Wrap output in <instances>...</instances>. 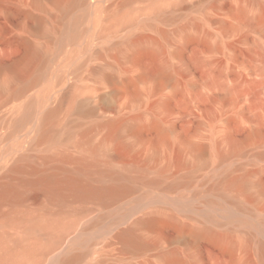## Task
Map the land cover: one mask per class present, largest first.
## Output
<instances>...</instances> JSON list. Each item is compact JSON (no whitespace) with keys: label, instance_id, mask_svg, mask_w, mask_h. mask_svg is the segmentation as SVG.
<instances>
[{"label":"rangeland","instance_id":"obj_1","mask_svg":"<svg viewBox=\"0 0 264 264\" xmlns=\"http://www.w3.org/2000/svg\"><path fill=\"white\" fill-rule=\"evenodd\" d=\"M60 1L61 6L52 0H0V66L5 69L2 78L10 75L13 89L42 69L47 59H52L51 67L47 65L51 75L46 82L43 79L39 81L41 83L38 82L35 90L50 83L54 85L57 76L63 73L65 77L50 94L51 101L66 89H80L77 98L84 100L89 110L84 115L74 112L67 117L72 135L66 142V133L59 132L58 139L62 143L55 148H68L71 154L76 155L79 151L71 146L73 141L80 139L79 136L89 129L85 133L90 132L91 143L100 142L108 133L102 122L117 116L131 119L143 114L145 123L150 116L156 115L165 125L171 126L172 131L163 141L147 125L137 133L123 128L115 143L110 142L106 147L113 154L112 163L116 169L121 163L150 170L167 167L166 179L161 186L149 189L141 182H133V190L107 205L93 198L79 200L69 197L64 202H49L42 192L36 189L29 191L32 195L28 192L29 197L18 209L55 211L73 226L60 247L34 264H60L58 260L67 253L80 255V259L71 264H162V253L176 256L169 264H264L258 250V246H264V230L254 231L250 227L229 223L216 209L212 212L213 219L207 220L203 216L207 209L203 198L213 185L222 183L226 177L248 176L251 184L239 196L242 201L239 200L245 203L250 222L264 225V185L256 184L264 177V21L257 24L253 18L264 0H176L169 20L155 22L151 29L134 31V36L157 37L162 45L155 59H142L137 66L139 70L153 74L156 65L163 63L170 67V82L162 83L155 90L153 79L138 82L132 88L122 82L140 71L129 59L118 56V48L102 50L101 57L91 58L79 70L75 68L82 62L84 53L74 61L64 63L65 54L59 52L57 43L65 21L60 11L72 1ZM90 2L109 4L108 0ZM238 3L246 5L247 12L243 16L234 13ZM78 9L76 11H80ZM223 22L229 27L225 28ZM193 25H199L197 33L200 38L184 43L177 30L188 27L186 31L193 32ZM160 30L167 37L161 39ZM201 37L205 39L201 40ZM121 39L117 37L112 41L121 42ZM109 42L103 44L105 48ZM31 46L34 49L32 54ZM95 47L100 49L103 46L95 44L88 52ZM178 50L181 53H176ZM106 74L112 79L107 76L104 79ZM163 98L168 99L164 111L157 109L158 101ZM6 105L0 108V116L7 112L11 103ZM62 113L59 115L61 119L65 115ZM249 127L258 129L262 135L244 141L245 129ZM227 128L241 142L235 153H229V147L222 142ZM0 129V135L6 138L8 129ZM8 139L1 142L4 144L0 143V148L6 149L13 143L12 138ZM192 144H201L204 149L197 151ZM42 150L30 151L29 154L39 157ZM216 150H221L227 160L220 163ZM152 173L154 171L148 177H152ZM188 173L191 175L190 183L165 191L164 200L156 198L137 204L146 192L159 195L163 193L161 188L164 184L174 179L173 176L182 177ZM182 199L188 200L192 207L175 205L176 200ZM8 209L6 205L2 207V211ZM146 215L160 216L167 221L154 228L136 229L137 235L148 245L144 251L125 250L119 233ZM168 220L179 221L206 233L195 237L189 231H178ZM8 231L14 232L12 228ZM240 241L242 243L239 244Z\"/></svg>","mask_w":264,"mask_h":264},{"label":"bare ground","instance_id":"obj_2","mask_svg":"<svg viewBox=\"0 0 264 264\" xmlns=\"http://www.w3.org/2000/svg\"><path fill=\"white\" fill-rule=\"evenodd\" d=\"M52 1L57 6L62 5L60 0ZM71 1H69V5L65 4L67 8L64 6L65 8L62 11L59 10L60 13L62 12L65 15L61 14L64 16L62 18H65V21L63 20L64 27L62 26L63 29L57 38V43L59 52L65 54L64 63L66 61H74L81 53L85 54L84 58L82 57L83 60L81 59L82 62H80L81 60L79 61V66L77 63L76 66L78 67L75 70L84 67L91 58L101 57L103 54L102 50H109V48L114 50L118 48V56L125 57L124 59L127 61L129 59L134 67L139 66L145 57L155 59L159 51L162 50L159 39L144 34L134 36V31L151 29L154 27L155 22L169 20L176 6V0H108L109 4L107 6L99 2L96 4L91 3L90 0ZM245 6L242 3H238L234 13L237 16H243L247 12ZM78 7L82 13L76 11ZM79 12L80 14H78ZM253 18L257 24H262L264 21L263 3L259 4V8ZM222 25L225 28L229 27V24L226 22H223ZM193 26V32L186 31L188 27H182L177 30L178 34L182 36L181 38H183L184 43L200 38L199 32L197 33L199 25L198 27ZM158 34L161 39L167 37L165 36L166 33L161 30ZM115 37H118V40L122 38L121 42H113L112 39L115 41ZM205 37H201V40L205 39ZM106 42H109L107 48L103 45ZM95 44L103 47L100 49L99 47L98 49L95 47L93 51L88 52L90 47L92 48ZM33 50L31 46V54ZM180 50L176 51V53H181ZM51 60L47 59L46 64H43L44 67H40L42 69L38 70L39 72L37 71L33 74L34 76L21 84L18 83L19 85L13 89L10 85L12 80L9 77L10 75H8L9 78L7 76L6 78H2L3 70L5 71V69L0 66V108L2 109L4 105L11 103L7 112L0 116V127L6 128V131L8 129L6 138L0 135V143L4 142V140L7 141V138L13 139V143L9 144L8 148H0V264H34L38 260L40 261L61 246L63 240L66 239L65 237L69 229L73 227L71 222L61 218L60 215L54 213L55 211L50 212L47 209L40 211H32L31 209L28 210V208H26L27 210H22L23 208L21 210L20 208L18 209V206L31 194L29 191L36 189L42 192L49 202H64L69 197L79 200L93 198L98 203L107 205L133 190V182H141L149 189H152L161 186L164 183V179H166L167 167H161L162 169L154 167L156 170L154 168L150 170L138 167V165H122L121 163L120 167L116 169L112 163L114 159L113 154L111 155L108 148H106L110 146V142L114 141L115 143V139L118 138L123 128L137 133L144 126H149L165 141L172 128L165 125L156 115L150 116L149 121L147 119L148 122L146 121L145 123L142 113V115L138 114L139 116L134 115L135 117H130L131 119L127 118L129 120L123 119L124 117L118 118L119 116H117L113 119L109 118L106 121L102 120V124L99 121L98 124L104 126L103 129H107L108 133L106 131L107 134L104 138L102 137L103 139L100 142L93 144L94 142L91 143L90 136L88 135L90 132L88 134L85 133L89 129L84 131V134L82 133V136H79L80 139L73 141L71 145H74L76 151L78 149L79 152L77 151L76 155L71 154L68 148L63 150H58L59 147L55 148L59 143H62L58 139L59 132L64 131L66 133V138L64 137L65 141L72 135V129L68 127L67 117L74 112L84 115L83 113L87 111V108L84 105L85 101L83 100V102L77 98L80 89L77 91L70 88V90L66 89L61 93L59 92L56 100L53 99L55 103L52 104L53 101H51L50 94L59 81L61 82L65 77V75H62L63 73L57 76V81L54 85L49 82V85L35 90L39 81L42 79L45 81L51 75V71L49 70V72L47 69L51 65ZM61 64L63 65V62ZM162 64L158 67H156L157 65L155 66L156 69H154L155 72L153 74L144 72L143 69V71H140L137 67L140 72L137 71L138 73H136L134 71L136 73L135 76L134 74L132 75L134 77L124 78L122 82L132 88L138 82L153 79L155 82L154 90L158 89L162 83L170 82L172 78L170 67L167 64ZM129 68L132 71V67L129 66ZM133 69L136 70V68ZM127 70L130 71L129 69ZM14 72L17 73V71ZM107 75L103 76L105 77L104 79H106ZM107 78L109 79L111 76H107ZM31 89L35 90H33V94L28 92ZM48 101L51 102L47 104ZM83 105L86 110H84ZM167 106L168 99L163 98V100L158 101L157 109L159 108L158 110L162 109L164 111ZM88 111L85 114L89 113ZM62 112L65 114L63 119H61L62 117L59 118ZM261 135L262 132L256 128H246L244 141L255 139V137ZM222 142L226 143L229 147V153H235L241 144L228 128L223 132ZM192 148L202 151L204 146L192 144ZM42 149L46 152L43 153ZM40 150H42L43 154L39 157L29 154L30 151ZM220 151L216 150V153L221 160L220 163H222L228 157H225L224 153ZM151 171H154V174L152 173L153 176L148 177ZM190 176L189 173L182 177L178 175L175 178L173 176L174 179L172 178L171 182L167 181L168 184L162 185L161 191L163 193L154 195L150 191L146 192L138 200L137 204L156 198L164 200L166 197L164 195L165 191L179 186H187L191 180L189 179ZM250 184L251 180L248 176H240L226 177L225 179L223 178L222 183L213 185L208 191L209 194L203 198L207 208L203 213L204 218L207 220L213 219L212 212L216 209L225 215V221L229 223L250 227L254 231L264 230L262 223L250 222L247 218V207L245 203L241 202L242 200L239 197L248 189ZM256 184L263 186L264 177L256 181ZM174 203L180 207H192L188 200H176ZM5 205L9 209L2 211V207ZM20 207L23 206L20 205ZM193 209L196 210L195 207ZM232 210H235L238 215L234 214ZM248 213L250 214V212ZM164 220L160 216L151 215H146L135 220L132 225L119 233L123 248L129 252L144 251L148 245L142 240L140 235H137L136 229L140 227L154 228L167 221ZM168 221L175 225L178 231H189L195 237L206 233L205 230H196L179 221ZM72 222L74 223V221ZM10 228L13 229V233L8 231ZM77 242L81 243L80 241ZM77 242L76 244H78ZM240 243L242 242L240 241ZM258 250L260 260L264 263V246H258ZM78 258L80 259L79 254L67 253L63 258L58 260V263L71 264L77 261ZM160 258L162 264H169L176 259V256L172 253H162Z\"/></svg>","mask_w":264,"mask_h":264}]
</instances>
